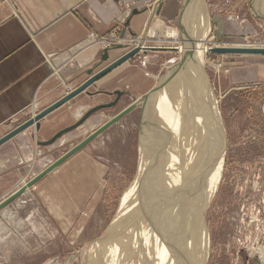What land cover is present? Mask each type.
I'll return each instance as SVG.
<instances>
[{"label":"rangeland","instance_id":"obj_1","mask_svg":"<svg viewBox=\"0 0 264 264\" xmlns=\"http://www.w3.org/2000/svg\"><path fill=\"white\" fill-rule=\"evenodd\" d=\"M159 21L161 20L156 17L151 23H147L146 34H143V31L136 35L132 40L133 44L127 43V40L121 42L126 45L125 48L138 46L140 50L101 78L110 76L126 64L132 63L124 72V75L128 76L133 72L132 65L141 64L156 74V78L148 84V86H154L182 56L183 52L177 46L178 42L184 43L185 41L184 44H186L192 42L195 37V39L200 37V33L198 36L195 31L190 34V37L182 38L179 31L178 39L173 37L172 39L171 36L165 35V30L161 33V29L166 25L177 26L165 22L164 27L156 29L155 26ZM199 25L202 28L203 24L191 22L189 28L191 31L197 30ZM147 32L154 35L148 36ZM204 40L206 45L212 46L205 51L203 69L217 99V106L223 119L221 128L226 138L224 142L222 137L225 152L218 185L204 212L208 249L203 264H264V259L258 250L260 249L263 254L264 96L262 91H253L249 87L228 89L226 85L231 66L243 65L245 61L247 62V58H254L264 63V53L211 50L213 46L227 43L264 45V25L253 33L243 35V38H227L220 36L217 32V24L210 22ZM117 42L102 47L111 49ZM154 54L160 56L156 57ZM106 61L93 65L94 71L103 67ZM190 62L188 60L182 70L189 67L190 69L183 73L188 74L189 70L191 71L192 62L191 64ZM182 70L178 73L181 74ZM83 73L86 75L85 71ZM178 73L149 99H156L154 97L168 82L174 84L182 80L184 74ZM79 77L80 75L76 78ZM95 82L91 84L94 90L89 89L91 85L83 90L85 91L83 95L91 96L92 99L88 98L89 100L86 99L85 102L81 100L80 103L75 104L73 108L76 114L75 121L70 126L61 127L62 129L60 128L58 132L62 133L59 136H55L58 133L56 132L42 141L40 136L33 133L35 129L32 131L33 134L30 136L35 142L36 151L38 150L35 152V157L36 153L38 157L35 163L37 165L33 167L32 160L28 161L25 165L26 174L24 176L19 172L14 173L12 176V180H15L14 186L6 196L49 166L95 130V127L107 117L106 121L131 104L133 100L147 93L146 91L136 97L127 90H106L96 85ZM68 84L67 92L79 85L71 87ZM118 85L122 86V84ZM98 92H105L110 97L106 100L94 98L93 96ZM184 93L187 98L190 97L191 92ZM204 94L209 102L207 94L205 92ZM147 101L133 107L85 146L68 156L58 167L47 172L0 209V264H91L92 259L89 257L92 256H89V251H91L92 242L105 238L113 221L118 220V216L124 218L127 214L123 211L121 203L127 194L125 192L129 191L133 185L139 171V139L142 127H144L143 116ZM95 106L96 108L83 118L85 115L84 112V114L81 113L83 108L86 110ZM44 108L37 109L31 104L17 114L18 116L11 118V121L15 122L13 128L29 118H34ZM188 108L191 109V104ZM95 112L100 114L91 116ZM66 113L61 108L59 117ZM42 118L39 119V125ZM170 124L173 132L177 123ZM35 126H37L36 121L25 129L35 128ZM185 126L183 124L182 128ZM217 126L218 123L215 122L214 127L217 128ZM74 129L75 131L71 132ZM161 134L168 137L169 132L164 131ZM32 171L37 173L33 174ZM4 197L2 196L0 200ZM118 209L122 216L119 215ZM122 211L125 212L124 215ZM120 219L117 221L118 224Z\"/></svg>","mask_w":264,"mask_h":264},{"label":"crops","instance_id":"obj_2","mask_svg":"<svg viewBox=\"0 0 264 264\" xmlns=\"http://www.w3.org/2000/svg\"><path fill=\"white\" fill-rule=\"evenodd\" d=\"M263 15L264 0H0V138L14 127L12 117L31 104L37 109L47 107L67 92L68 83L74 87L85 78V69L97 64L104 51L99 36L114 31L118 34L115 45L125 40L133 44L136 35L143 31L146 34V24L158 17L177 26L182 38L195 31L198 36L204 32V26L192 31L189 28L191 22L201 23L204 19L208 27L210 22L217 24L220 36L243 38L264 25ZM123 48H111L110 59L104 65L128 49ZM247 59L243 65L231 66L227 88L249 87L262 91L264 96V63ZM131 64L95 84L106 90H127L136 97L144 94L153 86L148 84L156 74L137 64L125 76ZM89 89L94 90V86ZM84 92L48 113L39 126L25 129L0 144V198L12 190L14 173L24 176L28 161L32 160L33 167L37 165L38 150L30 134L36 133L44 141L64 125H72L76 118L75 104L91 98L84 96ZM93 97L106 100L110 96L98 92ZM61 108L67 113L59 117ZM88 110L83 108L81 113ZM95 114L100 113L91 116Z\"/></svg>","mask_w":264,"mask_h":264},{"label":"bare ground","instance_id":"obj_3","mask_svg":"<svg viewBox=\"0 0 264 264\" xmlns=\"http://www.w3.org/2000/svg\"><path fill=\"white\" fill-rule=\"evenodd\" d=\"M165 22L159 21L155 28L164 27ZM201 24L205 31L200 32L199 38L186 44L179 41L177 45L182 52L192 51L188 72L192 75L183 73L190 67L182 70V80L168 82L170 87L165 85L156 99L145 104L139 171L121 203L127 214L122 211L124 218L118 216L120 223L115 219L105 238L92 242L91 264H203L206 260L208 234L204 212L218 185L225 152L222 137L224 142L226 137L217 99L203 69L205 51L212 45L204 42L207 20ZM161 30L170 38L179 37V29L174 26L166 25ZM178 60L182 61L183 55ZM186 91L191 92L188 98ZM172 122L177 123L175 129L171 127L175 132L170 129ZM164 131L169 132L168 137L161 134ZM118 212L121 215L119 209ZM258 250L264 259V250L263 254Z\"/></svg>","mask_w":264,"mask_h":264},{"label":"water","instance_id":"obj_4","mask_svg":"<svg viewBox=\"0 0 264 264\" xmlns=\"http://www.w3.org/2000/svg\"><path fill=\"white\" fill-rule=\"evenodd\" d=\"M264 18V15L262 16ZM207 36V34H206ZM116 47H126L125 44H118L113 46ZM112 47V48H113ZM110 48H105L103 53L101 54L100 60L97 63V65L101 64L103 61H106L109 59ZM140 48L138 46H135L133 48H130L126 50L123 54L116 57L114 60L108 62V64L104 65L100 69L94 71V66H90L85 69V72L87 74L86 78L75 88H73L71 91L67 92L63 96H61L59 99L51 103L49 106L41 110L39 113H37L34 118H29L25 122H22L6 134H4L0 138V144L9 139L10 137L14 136L15 134L23 131L28 125L35 122L37 123V126H39V119L63 104L64 102L68 101L70 98L74 97L78 93L85 90L87 87H89L92 83H94L96 80L110 72L112 69L117 67L119 64L136 54ZM211 50L216 52H235V53H264V46L260 47H251V46H215L212 47ZM192 54V51L189 49H185L183 52V60L180 62H177L175 65H173L167 72H165L159 80L155 83L154 86L144 96H140L139 98L133 100L131 104L126 106L124 109H122L120 112H118L115 116L107 120L105 123L100 125L98 128L93 130L91 133L86 135L82 140H80L78 143L73 145L69 150H67L64 154H62L60 157H58L55 161H53L49 166L44 168L41 172L36 174L34 177H32L30 180H28L27 183L23 184L21 187L16 189L14 192L10 193L8 196L4 197L0 200V209L7 205L12 199H14L16 196H18L20 193H22L26 188H28L31 184L39 180L42 176H44L47 172L55 169L58 167L68 156L75 153L77 150L85 146L88 142H90L94 137H96L99 133H101L104 129H106L109 125H111L113 122H115L117 119H119L121 116L129 112L133 107L140 103H145L150 96L154 95L155 92L160 89L169 79L174 77L178 72H180L182 69L185 68L187 65V62ZM96 108L93 107L83 116L86 117L91 111H93ZM82 118V119H83ZM62 132H58L55 136H59ZM53 140V139H52Z\"/></svg>","mask_w":264,"mask_h":264},{"label":"built area","instance_id":"obj_5","mask_svg":"<svg viewBox=\"0 0 264 264\" xmlns=\"http://www.w3.org/2000/svg\"><path fill=\"white\" fill-rule=\"evenodd\" d=\"M92 34L96 35L94 32ZM117 41L118 35L115 32H112L110 35H103L98 37L99 44L105 47Z\"/></svg>","mask_w":264,"mask_h":264},{"label":"flooded vegetation","instance_id":"obj_6","mask_svg":"<svg viewBox=\"0 0 264 264\" xmlns=\"http://www.w3.org/2000/svg\"><path fill=\"white\" fill-rule=\"evenodd\" d=\"M148 91V90H147Z\"/></svg>","mask_w":264,"mask_h":264}]
</instances>
